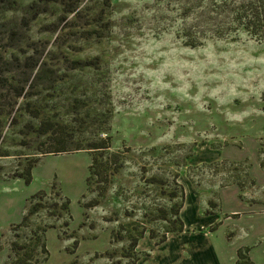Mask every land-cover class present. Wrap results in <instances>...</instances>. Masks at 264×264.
I'll return each mask as SVG.
<instances>
[{
  "label": "rangeland",
  "instance_id": "1",
  "mask_svg": "<svg viewBox=\"0 0 264 264\" xmlns=\"http://www.w3.org/2000/svg\"><path fill=\"white\" fill-rule=\"evenodd\" d=\"M216 3L0 0V153H8L0 156V179H8L0 184V264H34L21 258L45 239L40 264H125L128 239L112 240L111 231L132 223V233L161 236L181 186L189 198L182 247L211 235L208 246L233 264L231 250L250 243L264 264V39L225 30L229 9ZM44 121L82 145L108 131L101 172L86 181L88 149L41 155L52 142L50 132L35 131ZM37 156L31 182H14L13 171ZM53 181L70 200L69 226L64 212L41 206L28 227L15 228L29 196ZM46 224L56 227L32 236ZM178 237L141 264L169 252Z\"/></svg>",
  "mask_w": 264,
  "mask_h": 264
},
{
  "label": "trees",
  "instance_id": "2",
  "mask_svg": "<svg viewBox=\"0 0 264 264\" xmlns=\"http://www.w3.org/2000/svg\"><path fill=\"white\" fill-rule=\"evenodd\" d=\"M222 6H226L229 10L224 9L223 11H228V15L224 16L223 20L228 19L226 22V26H229V28H226L225 30L234 31L239 28H242L244 31H246L250 36L256 38V39H264V0H222V3H216L214 5L215 7L221 8ZM215 11V9H213ZM217 18V17H215ZM237 28V29H236ZM190 44L193 45V42L191 41ZM34 112V111H32ZM36 113L33 114V117H36ZM48 123V122H47ZM49 124V123H48ZM46 124V121L40 124V126L35 131L39 134H46L47 132H50L52 136H50L52 139V142H48V146L40 149L39 153L41 155L46 154H57L62 152H69L70 146H73L74 149H88L90 152H92L91 155V163L89 165V175L87 176L86 181H88L92 176L99 174L100 167L104 163L103 162V154L109 153L110 154V147H111V135L108 131L104 133V131L100 134L101 137H97L95 139L90 138L89 141L82 145L81 141H71L66 139L64 132H58L54 129H50L49 125ZM35 128V127H34ZM58 132V133H57ZM74 136V135H70ZM70 139H73L72 137H69ZM86 139V138H85ZM84 139V140H85ZM8 155V153H0V156ZM10 155V154H9ZM41 156H37L35 159L29 161L27 165L22 170L15 169L11 175V177H18L22 178L26 184H29L32 180V169L34 166L39 162ZM260 166L264 167V161L260 160ZM246 176L249 179L250 184L255 183V179L246 172ZM2 177V176H0ZM236 184L242 189L243 188V182L241 179L236 180ZM181 201L177 204H173L170 208L169 214L172 216L170 218L171 227L166 229V231L161 235L157 236L153 234L152 232L149 233L150 238L154 239L156 244H160L164 242L167 239V235L170 232L179 233L184 230V220L181 217V208L184 205L185 201V191L183 187L181 186ZM239 197L242 199V195L240 194ZM48 199H54L56 201H60V207H56L52 205V203H47ZM29 207L26 210V212L23 214V217L21 221L15 225H13L15 228L17 227H28V221L29 216L33 215L34 213L38 212L39 208L41 206L52 208L51 214L61 216V213L64 212V214L67 216V219L64 221L63 226L68 227L71 221V214H70V200L68 197H66L59 187H57L56 182H51V185L49 187V190L47 189H40L36 191L35 193L31 194L29 196ZM47 201V202H46ZM211 201H209V204L211 205ZM57 204V203H55ZM97 200L93 201L90 206L96 205ZM206 213L209 214L210 212L206 210ZM238 213H233V216L237 215ZM167 215L163 217V219L167 220ZM132 223L127 224H120L118 229H113L111 231V239H128L127 246L123 249V256L128 258V261L125 262V264H137L138 260L140 259V251L137 250V245L139 240L144 236L145 229H139L134 228V233L131 232L130 225ZM56 227L54 224H46L44 227L36 226L34 229L30 230L32 232V236L34 235L37 240H40L41 236L45 237L47 228ZM60 228V227H59ZM215 229V227L213 228ZM124 230V234L121 233ZM73 237V236H69ZM75 237V236H74ZM78 245V238L75 237L73 240V244L71 247H68L67 249L70 252H74L75 248ZM25 246L18 245L14 243L12 248L14 250H23ZM2 246L0 245V250ZM39 248L40 253L44 254L42 256V259H39L40 257H35V250ZM33 252V253H32ZM249 247L248 246H241L237 250V259L235 264H254L253 261H251L250 257L248 256ZM35 258H34V257ZM48 257V249L46 245V239L42 240L39 244L36 242L34 244V249L28 253L25 257V259L22 257L21 262H27L26 260H29L30 258L34 260V264H40L44 260H46ZM19 259V258H18ZM32 262V261H31ZM30 262V263H31ZM14 264H21L18 261H16ZM32 264V263H31ZM67 264H77V260L70 261Z\"/></svg>",
  "mask_w": 264,
  "mask_h": 264
},
{
  "label": "crops",
  "instance_id": "3",
  "mask_svg": "<svg viewBox=\"0 0 264 264\" xmlns=\"http://www.w3.org/2000/svg\"><path fill=\"white\" fill-rule=\"evenodd\" d=\"M4 180H8V179H0V184L1 181ZM12 180H14V182L22 180L24 182V180L22 178H12ZM25 183V182H24ZM26 184V183H25ZM7 187V186H5ZM6 199L0 197V203H2V201ZM189 203V198L185 199L184 201V205L181 208V217L184 220V230L182 232L179 233H175V232H171L168 234L167 239L160 243V244H156L154 239L144 236L143 238H141L138 242L137 245V250L140 251L141 256L140 259L138 260L137 264H141L144 257H148V258H152L154 259V251L156 248H159L163 245H165L172 237L174 236H181L180 238L178 237L177 243L171 247L170 251L163 254L158 260L153 261L151 264H226L227 260L226 258L223 256L224 252L222 251L221 253V249L219 250V253L217 251H215V249L212 247L208 246V240L211 238V235H207V236H203V235H197L196 234V238L192 239V241L190 243H187V246L182 247L183 241H182V236L187 235V230H188V224L186 222V220L184 219V212L186 209V204ZM10 208V207H9ZM12 210V209H11ZM7 212L10 213V211L8 210ZM23 212H21L20 216L18 217V219H16V222L20 221L22 216H23ZM148 238L149 239V243L150 245L148 247H142V241ZM179 241H181L179 243ZM250 243H245L241 246H250ZM239 247H235L234 249L231 250V254H232V260L231 263L235 264L236 263V258H237V250ZM254 247L255 246H250V250H249V254H250V258H252L255 262L254 259ZM226 253V251H225ZM256 264V262H255Z\"/></svg>",
  "mask_w": 264,
  "mask_h": 264
}]
</instances>
